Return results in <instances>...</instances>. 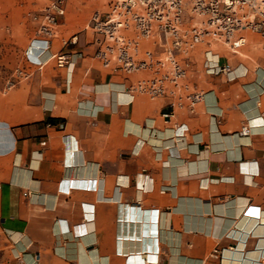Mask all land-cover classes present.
Instances as JSON below:
<instances>
[{"label": "crops", "instance_id": "0c3cea01", "mask_svg": "<svg viewBox=\"0 0 264 264\" xmlns=\"http://www.w3.org/2000/svg\"><path fill=\"white\" fill-rule=\"evenodd\" d=\"M48 5L0 0V264H264V66L179 54L152 98L68 5L39 35Z\"/></svg>", "mask_w": 264, "mask_h": 264}, {"label": "built area", "instance_id": "2783aa9c", "mask_svg": "<svg viewBox=\"0 0 264 264\" xmlns=\"http://www.w3.org/2000/svg\"><path fill=\"white\" fill-rule=\"evenodd\" d=\"M65 14L66 1L52 0L42 12L39 35L53 38ZM87 28L98 36L97 58L103 65L126 73L151 71L153 76L138 82L136 89L157 98L166 95L170 86H180L185 69L179 54L187 55L203 44H222L238 54L248 43V31L264 39V0H111L106 12L92 14ZM41 41L47 49L49 40ZM146 42L153 48L145 47ZM54 58L61 68L71 65L66 55ZM221 59L208 49L205 67L229 74L230 66ZM252 130L247 124L240 134L248 136Z\"/></svg>", "mask_w": 264, "mask_h": 264}, {"label": "rangeland", "instance_id": "374dc122", "mask_svg": "<svg viewBox=\"0 0 264 264\" xmlns=\"http://www.w3.org/2000/svg\"><path fill=\"white\" fill-rule=\"evenodd\" d=\"M65 1L66 5L69 6V9H73L76 15H79V17L83 16L84 19H90L92 14L96 11H99L101 13L106 12L108 10V4L111 0ZM43 2L46 4L51 3L50 0H43ZM246 35L248 37V43L238 54H233L227 46L222 44H213L211 47H208L206 44H203L190 49V65H202V62H205V52L208 49H212L216 53H219L221 58L225 57L231 62H234L236 60L237 62L245 63L253 68L264 66V39H262L259 35L249 31L246 33ZM145 46L147 48H153V44L149 42H147ZM178 60L182 64V60L180 57L178 58Z\"/></svg>", "mask_w": 264, "mask_h": 264}]
</instances>
